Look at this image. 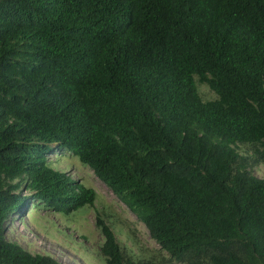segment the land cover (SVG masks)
<instances>
[{"label":"trees","instance_id":"16d2710c","mask_svg":"<svg viewBox=\"0 0 264 264\" xmlns=\"http://www.w3.org/2000/svg\"><path fill=\"white\" fill-rule=\"evenodd\" d=\"M55 149L161 247L132 256L99 214L105 264H264V0H0V264H66L8 238L32 201L95 205Z\"/></svg>","mask_w":264,"mask_h":264},{"label":"rangeland","instance_id":"374dc122","mask_svg":"<svg viewBox=\"0 0 264 264\" xmlns=\"http://www.w3.org/2000/svg\"><path fill=\"white\" fill-rule=\"evenodd\" d=\"M199 90L205 101L217 98L207 85H200ZM48 159L52 167L93 189L97 194L95 205L68 214L53 212L32 201L9 217L6 226L10 240L33 254L51 255L66 264H105L100 255L104 239L96 225L97 216L102 214L132 256L161 258V247L152 239L146 225L88 166L65 150L55 149ZM254 174L264 179V165L257 167ZM163 255L167 254L163 252Z\"/></svg>","mask_w":264,"mask_h":264}]
</instances>
